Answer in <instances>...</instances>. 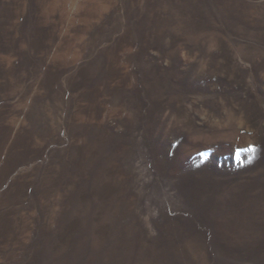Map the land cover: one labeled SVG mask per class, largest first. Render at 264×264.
Instances as JSON below:
<instances>
[{"label": "rangeland", "instance_id": "obj_1", "mask_svg": "<svg viewBox=\"0 0 264 264\" xmlns=\"http://www.w3.org/2000/svg\"><path fill=\"white\" fill-rule=\"evenodd\" d=\"M0 264H264V0H0Z\"/></svg>", "mask_w": 264, "mask_h": 264}]
</instances>
